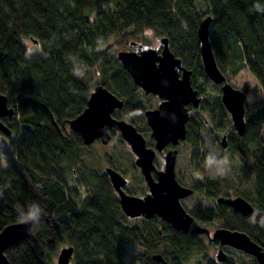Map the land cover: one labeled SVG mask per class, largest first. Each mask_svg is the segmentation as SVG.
<instances>
[{"label":"trees","instance_id":"obj_1","mask_svg":"<svg viewBox=\"0 0 264 264\" xmlns=\"http://www.w3.org/2000/svg\"><path fill=\"white\" fill-rule=\"evenodd\" d=\"M204 3L201 12L195 0H0V93L14 109L13 116L0 118L11 131L0 132V231L10 223L31 222L29 233L5 250L9 264H53L64 245L74 249L70 264H188L195 253L203 255L198 263H214L201 235L175 230L158 216L141 223L128 219L105 172L84 161L94 158L91 145L69 127L97 84L122 99L115 118L126 117L137 127L146 123L140 88L107 42L139 38L146 29L168 39L201 95L211 81L202 68L197 28L211 17L209 40L221 72L235 75L246 67L260 85L263 97L245 103L242 136L220 95H214L201 97L197 109L189 107L184 143L197 165L209 159L200 131L206 129L215 141L224 131L228 152L237 157L236 194L264 213V0ZM77 61L99 71V80H82ZM197 79L203 82L195 86ZM224 183L207 177L199 191L205 186V195L216 198ZM199 209L192 212L199 222L217 219L264 250V221L255 224L224 204ZM126 244L143 252L125 261ZM155 253L164 263L152 259Z\"/></svg>","mask_w":264,"mask_h":264},{"label":"water","instance_id":"obj_2","mask_svg":"<svg viewBox=\"0 0 264 264\" xmlns=\"http://www.w3.org/2000/svg\"><path fill=\"white\" fill-rule=\"evenodd\" d=\"M211 17H206L199 23L197 36L199 53L204 74L214 85L220 88V100L230 115L232 127L242 136L245 132V102L246 93L241 88L231 85L225 74L217 66L212 46L209 40V25ZM160 50L147 48L140 51L119 50L117 59L130 75L133 83L145 94L157 95L161 101L154 109H146L144 117L150 129V136L154 140V147L146 144L144 136L133 123L113 117L115 110L123 108V101L101 84L92 88L85 108L69 121V127L78 133L86 145L96 140L107 144L110 130H116L135 155L134 164L140 169L148 185V193L143 197L128 195L123 187L125 178L112 167H107L113 190L117 193L121 211L129 217H151L157 215L164 219L171 228L185 233L206 234L211 241L218 242L216 260L219 264L227 261V254L223 246L240 250L252 256L257 264H264V250L250 236L240 230L225 227L210 231L202 227L181 207L179 198L191 193L187 187L181 186L175 179V163L177 145L186 138V123L189 119L187 106L197 108L201 102L198 91L191 84V70L181 65L168 46V39L161 37ZM4 115L13 116L14 109L7 104V97L0 93V118ZM0 132L10 135V129L0 120ZM168 145L170 148L164 153V168L157 170L154 165L156 152H162ZM222 148H226V137L220 139ZM157 180L152 178V173ZM218 202L230 206L241 215L248 217L255 224L264 221V213L255 209L241 196L233 198L218 197ZM31 222L25 219L10 223L0 231V264H9L5 250L24 238L30 230ZM72 246L59 249L56 264H70L73 255ZM152 259L163 262L159 253L152 255ZM193 264V263H190Z\"/></svg>","mask_w":264,"mask_h":264},{"label":"rangeland","instance_id":"obj_3","mask_svg":"<svg viewBox=\"0 0 264 264\" xmlns=\"http://www.w3.org/2000/svg\"><path fill=\"white\" fill-rule=\"evenodd\" d=\"M197 8L202 12L205 10L204 0H195ZM144 33L139 36V38H126L125 42H121L119 37H111L107 42L112 45L117 51L119 50H133L140 51L147 48H154L156 50H160L162 44L160 42V36H158L154 31L146 29L143 31ZM29 47L32 48V43H28ZM76 72L78 76L84 80H99L100 73L99 71L89 70L85 67L82 62L74 63ZM228 82L236 88L246 87V101L251 102L263 97L260 85L256 81V79L252 76V74L248 71L246 67H242L238 70L235 75H232L229 71L225 72ZM96 81V82H97ZM202 79H197L194 82V85L197 86L202 83ZM93 88V87H92ZM91 88V89H92ZM214 95H220V91L218 88L213 86V83L206 84V93L201 94L202 98L210 97ZM139 96L142 104L145 109L154 108L160 101L157 95L153 94H145L141 89H139ZM204 113V111H203ZM206 115V114H205ZM124 120H127L126 117H123ZM128 121V120H127ZM135 126V125H134ZM137 130L144 136L147 143H153V140L150 136V129L144 123L141 127H137ZM200 141L202 142V150L208 156V160L204 162H198L197 165L191 163L190 160V148L188 145L181 141L177 145V157L175 164V174L179 178H190V177H219L222 180H225L224 186L225 188L222 190V193L229 194V196L233 197L236 194V186L238 182L237 175L235 173L237 166V157L230 154V152H224L220 146V141H215L212 139L206 129L200 131ZM224 131L219 132V136H221ZM114 138L110 140L108 144H102L100 141H96L91 145L92 154L94 156H87L84 161L88 166L95 168L96 170L100 169L104 172V168L106 166H112L118 172H120L129 183L133 186H137L139 183L138 171L134 165L135 155L130 149V146L121 138L118 131H115ZM0 145H1V137H0ZM152 145V144H151ZM153 147V145H152ZM0 158L3 161L2 154L0 151ZM156 160L160 166L163 165V154L156 153ZM82 194L85 193L84 188L81 189ZM114 192V191H113ZM115 193V192H114ZM116 194V193H115ZM85 195V194H84ZM191 201V200H190ZM204 205L210 206V202L207 200H202ZM186 207H190L189 205H185ZM216 229V228H215ZM214 228H210V233L212 234ZM207 243V255L214 262L213 264H219L216 260V253L218 250L217 242H209L207 239L205 240ZM66 246V245H64ZM223 250L227 253L228 259L234 264H251L252 256L228 247L224 246ZM59 251V250H58ZM143 250L134 245H125V261H129L130 257L133 254L142 253ZM58 252L54 256L53 264H56V257ZM246 258V259H245ZM202 260L203 255L200 253L193 254V260L190 263L193 264H204L202 261L198 263L196 260ZM245 259V260H244ZM254 259V258H253ZM256 261V260H255Z\"/></svg>","mask_w":264,"mask_h":264},{"label":"flooded vegetation","instance_id":"obj_4","mask_svg":"<svg viewBox=\"0 0 264 264\" xmlns=\"http://www.w3.org/2000/svg\"><path fill=\"white\" fill-rule=\"evenodd\" d=\"M201 97V96H200ZM159 98V97H158ZM160 101H161V99H160ZM160 101H159V103H160ZM158 103V104H159ZM158 104H157V106H158ZM156 106V107H157ZM156 107H154V108H156ZM189 107H192L191 105H188L187 106V108H188V111L190 112V110H189ZM154 108H149V109H154ZM193 108V107H192ZM195 109H197V108H195ZM146 110V109H145ZM114 117V116H113ZM118 119H124V118H118ZM127 121V120H126ZM130 122V121H129ZM147 125V124H146ZM137 129V128H136ZM115 131L116 130H110L109 132H110V136H111V139L110 140H112L113 138H114V136H113V134L115 133ZM223 135H225V137H227L226 136V134H222L221 136H219V138L217 139V141H220V139H221V137L223 136ZM122 138V137H121ZM153 140V139H152ZM97 141V140H96ZM95 141V142H96ZM99 141V140H98ZM228 140H226V142H227ZM94 142V143H95ZM110 142V141H109ZM108 142V143H109ZM126 142V141H125ZM107 143V144H108ZM93 144V143H92ZM91 144V145H92ZM146 144H147V146H149V147H152V145H153V147H154V140H153V143H147L146 142ZM152 144V145H151ZM221 146V145H220ZM168 148H170V145H168L165 149H163V151L162 152H156V153H159V154H163V165L162 166H160V164H158V162H157V160H156V154H155V158H154V160H153V162H154V165H155V167H156V169L157 170H163V168H164V153L168 150ZM222 148V147H221ZM222 150L225 152H227L228 151V143H227V146H226V148H222ZM176 164V163H175ZM135 165V164H134ZM107 167H112V166H106L105 168H104V172H105V169L107 168ZM135 167H136V169H137V171H138V173H137V175H138V178H139V183L137 184V186H133V185H131V183H129V180H127L121 173V175L125 178V180H126V183H125V186L123 187V189H124V191H125V193L126 194H128V195H134V196H137V197H141V198H143L147 193H148V185H147V182H146V180H145V178H144V175L141 173V171H140V169L135 165ZM113 168V167H112ZM115 169V168H114ZM174 170H175V168H174ZM106 174V173H105ZM152 178L156 181L157 180V175L153 172L152 174ZM106 176H107V179H108V181H109V183H110V180H109V178H108V175L106 174ZM175 179H176V181L178 182V184L179 185H181V186H184V187H187V188H189L190 190H191V193L190 194H188V195H186V196H184V197H181V198H179V203H180V205H181V207L186 211V213H188L189 215H191L196 221H197V223L199 224V225H201L202 227H205V228H207L209 231H210V228H214V230H215V228L217 229V228H220V227H224L223 226V224L219 221V220H217V219H211L208 223H201V222H199L198 220H197V218L195 217V216H193L192 215V212L195 210V211H197V208H200L199 209V211H202V210H204V209H209V210H214L215 209V207L217 206V204H223V203H221V202H218L217 201V198L218 197H223V198H233V197H235V196H238V195H235V196H233V197H231V196H229V194H228V196H224V195H226V194H224V193H222V194H220L218 197H216V198H209V197H207L206 195H205V186H204V188L202 189V191H199L200 190V187H201V185H202V182H204L206 179H207V177L205 178V177H198V176H196V177H190V178H187V179H185V178H179L178 176H176V174H175ZM111 185V184H110ZM112 187V186H111ZM113 189V188H112ZM114 191V190H113ZM115 192V191H114ZM116 193V192H115ZM114 193V194H115ZM85 194V193H84ZM84 194H82V197H85V195ZM116 195V197H117V200H118V196H117V193L115 194ZM207 200L208 202H210V204H212V205H210V206H206V205H204V203H203V201L202 200ZM191 200V201H190ZM118 203H119V200H118ZM185 205H189L190 207L188 208V207H186ZM224 205H226V204H224ZM226 206H228V205H226ZM120 207V206H119ZM228 207H230V206H228ZM231 208V207H230ZM232 209V208H231ZM120 210H121V208H120ZM122 212V211H121ZM123 213V212H122ZM124 214V213H123ZM125 215V214H124ZM126 216V215H125ZM157 215H153V216H151V217H149V218H147V217H144V216H142V215H140V216H137V217H129V216H126L128 219H130V220H133V221H135V222H138V223H141V222H147L148 220H150V219H154V217H156ZM159 217V216H158ZM161 218V217H160ZM164 220V219H163ZM252 220V219H251ZM253 221V220H252ZM254 222V221H253ZM171 227V226H170ZM213 230V231H214ZM198 235H201L202 236V238L204 239V241L207 239L209 242H215V241H211L209 238H208V236H206V234H198ZM210 236H211V233H210ZM218 243V242H217ZM218 247H219V244H218ZM224 247V246H223ZM227 254V253H226ZM153 255V254H152ZM227 260H228V256H227Z\"/></svg>","mask_w":264,"mask_h":264},{"label":"bare ground","instance_id":"obj_5","mask_svg":"<svg viewBox=\"0 0 264 264\" xmlns=\"http://www.w3.org/2000/svg\"><path fill=\"white\" fill-rule=\"evenodd\" d=\"M108 89V88H107ZM163 263H164V260H163Z\"/></svg>","mask_w":264,"mask_h":264}]
</instances>
